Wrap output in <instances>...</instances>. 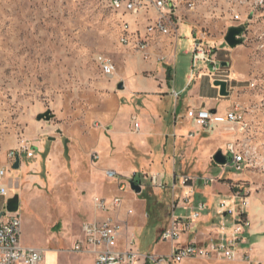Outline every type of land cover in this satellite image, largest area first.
Segmentation results:
<instances>
[{
	"label": "rangeland",
	"instance_id": "obj_1",
	"mask_svg": "<svg viewBox=\"0 0 264 264\" xmlns=\"http://www.w3.org/2000/svg\"><path fill=\"white\" fill-rule=\"evenodd\" d=\"M184 1L174 0L178 17L205 32L216 56L228 63L220 74L230 93L219 100L218 111L229 106L226 100L239 105L243 128L222 123L196 134L192 121L188 131H179L177 121L183 117L175 115L187 111L170 98L167 114L157 105L156 98L163 95L159 90L130 86L127 66L142 55L121 44L119 36L122 19L133 28L134 16L126 14L119 20L102 0H0V161L6 150L22 141L35 148L34 156H22L19 170L11 172L19 197L25 194L18 207L22 228L36 234L46 225V233L58 223L52 229L60 232L62 222L72 217L75 225L68 223L69 235L62 240L69 247L80 224L99 215L92 198L118 194L123 205L110 215L121 224L127 222L122 234L135 235L140 254H167L171 244L159 239L160 220L184 211L170 206L171 188H156L149 176L163 174L169 182L172 173L177 181L180 176L217 177L222 172L228 178L222 181L237 196V206L241 195L249 197L248 243L243 248L254 246L258 250L254 258L264 264V0H195L191 10ZM235 14L239 19L233 18ZM230 26H243L242 42L233 48L223 38ZM190 45L185 35L178 36L172 63L178 64L177 75L173 67L171 80L177 91L190 71L196 73L206 64L191 66L192 55L185 53ZM101 55L114 64L112 76L101 71L97 63ZM120 81L122 89L117 88ZM46 110L53 116L37 120V114ZM134 117L141 121L140 131L132 128ZM144 119L165 126L159 142L158 123L146 141L138 142L144 139ZM228 143L246 160L240 171L231 163L221 166L212 160V154L225 152ZM156 151L163 156L155 158ZM105 169L123 176L135 174L134 181L140 179L144 188L139 193L129 186L119 191ZM127 209L133 213L126 215ZM62 250L67 258L76 254ZM138 264H144L142 259ZM175 264L246 263L212 255Z\"/></svg>",
	"mask_w": 264,
	"mask_h": 264
},
{
	"label": "built area",
	"instance_id": "obj_2",
	"mask_svg": "<svg viewBox=\"0 0 264 264\" xmlns=\"http://www.w3.org/2000/svg\"><path fill=\"white\" fill-rule=\"evenodd\" d=\"M114 13L122 19V16L130 14L134 16V22H137L138 16L146 17L147 24L144 32L133 29L130 21L123 20V25L132 30L133 45H126V37H122L119 42L128 46L134 51L148 56L146 52L149 46L150 27L160 26L161 35H174L178 37L176 20L177 6L174 0H102ZM185 3V1H184ZM195 5L187 6L189 10ZM121 12V15L119 14ZM154 14V18L149 16ZM234 19H239V15H234ZM192 66L199 61H210L211 47L208 45V39L205 32L201 29L193 28L192 38ZM163 59V58H161ZM97 63L101 71L106 76H112L115 72V66L111 60H105L97 57ZM222 67L214 63L206 75L215 79H224L221 77ZM173 96L178 97V92L173 91ZM187 118L193 121L195 126L207 129L216 124L235 123L243 128L242 113L239 105L235 104L223 113L210 109H189L186 112ZM134 130H139L140 123L136 117L132 120ZM192 136V133H189ZM34 147L24 141L18 146L9 148L5 151L3 160L0 161V196L7 199L14 194V188L8 187V172L13 171V164L18 156L30 158L34 156ZM226 155H231V163L235 170L240 171L245 165L246 160L233 143H228L225 147ZM228 157V156H227ZM93 159H97L96 153L92 154ZM105 175L109 179H115L119 191H124L127 186L130 187V181H134L135 174L132 176H123L114 169H105ZM212 183L216 180L214 177L203 176H180L177 181L170 184L172 191L179 187V194H175L173 208L176 204L189 211L186 215H171L169 226L161 230L159 239L170 242V251L167 254H140L133 233L125 236L123 244V229L125 224H121L116 218L110 215V212L119 210L123 204V198L115 195L111 198L103 196H94L92 198L93 208L99 213L97 218L84 221L80 225L78 237L71 247L70 251L77 253H88L93 256L94 264H138L142 259L146 264H175L191 257L223 256L230 260L239 259L246 264H263L253 256L251 248L246 249L243 246L247 243L245 232L249 226L247 208L249 197L247 194L241 195L239 205H236V197L230 201L220 200L216 205V213L220 216L216 229L205 242H187L180 243L178 239L185 230H189L191 225L198 221L202 211L206 209V203L199 201L193 204L194 182ZM135 182V181H134ZM150 182L153 186L162 188L164 182L160 174H151ZM136 183V182H135ZM132 213L131 209L127 210ZM229 218V219H228ZM21 219L18 211L4 212L0 217V264H40L43 259L42 250L33 246H24L20 242Z\"/></svg>",
	"mask_w": 264,
	"mask_h": 264
},
{
	"label": "crops",
	"instance_id": "obj_3",
	"mask_svg": "<svg viewBox=\"0 0 264 264\" xmlns=\"http://www.w3.org/2000/svg\"><path fill=\"white\" fill-rule=\"evenodd\" d=\"M151 18H154L153 12L149 14ZM146 17L144 16H138L137 22H134L133 29L139 30L140 33L144 32V27L147 24V21L145 20ZM176 20V26H177V34L178 36L183 34L185 37H187L190 40V50H185V53H191L192 49V38H193V27L192 25L186 20L182 19L181 17L179 18L178 15L175 18ZM178 41V37L174 35H161L159 33H155L152 36L149 37V46L146 49V52L150 55V57H146V59L143 57H135L133 59L132 64H128L127 66V79L130 84V86L134 89H157L159 90L163 95L162 97H157V105L159 108L165 109L168 114V105L170 102V98L176 102L177 106L181 107L182 110H185V112L189 109H199V108H204V109H210V110H216L218 111V102L219 100H223L222 96L218 94V87L213 85V80L209 78L206 73L210 71L214 63L219 64L220 61H222L219 57L216 56L217 52H214L211 60L210 61H199V62H205L206 64H203L201 68L198 69L196 73L193 71H190L189 75L187 76L186 83H184L179 91H177L174 88V85L171 84L172 80V69L176 70V75H177V68L178 64H172L176 62V52H175V47ZM214 49L213 46H211V51ZM163 58V59H161ZM198 63V62H197ZM195 64L194 66H197L198 64ZM209 65V66H208ZM192 66V64H191ZM192 66V67H194ZM168 74H169V79H168ZM176 82V81H175ZM124 85V84H123ZM124 88V87H123ZM173 91L178 92V97L175 98L172 94ZM168 101H164V100ZM229 103V106L226 108L231 107V104L228 100H226ZM155 110V107H154ZM224 110V111H226ZM223 111V112H224ZM222 112V113H223ZM159 118V115H157ZM175 117L181 118L179 121H177V130H186L188 131V127L190 126L189 124L192 122L189 118H187L186 113L183 115V113H176ZM138 120V119H137ZM140 123V128L137 131H140L142 124L141 121ZM153 123V124H152ZM160 125V129L157 132L158 138L156 142H159L160 135L165 128L164 125L161 124V122L157 121ZM156 123L152 120L151 122L147 121L144 119V125H145V133H143V138L139 140L138 142L142 143L146 141L145 137L150 135V130L153 129V126L156 125ZM192 125V124H191ZM133 128V126H132ZM212 128V127H211ZM209 129V128H208ZM208 129H201L196 126V134H200L201 130L207 131ZM199 130V131H198ZM136 131V130H135ZM199 132V133H198ZM192 133V132H191ZM149 137V136H148ZM190 138L194 139V133H192V136H189ZM190 143H193L192 140H190ZM163 155L160 152L156 151L155 158L159 159ZM3 160V158H2ZM20 167H21V161H20ZM19 167V168H20ZM13 170V171H18ZM8 172L9 177H11V172ZM222 173V172H221ZM219 173V175L216 178V180L212 183H200L198 180L194 182V197H193V204L196 202L202 201L206 203V209L202 211L200 218L198 221L194 222L189 230H185L184 232L181 233L184 234V237L178 239L180 243H187V242H198V243H203L206 241V239L213 234V232L216 229L217 222L220 219V216L216 213V205L220 200H232L236 196L231 192L230 186L227 182L222 181L223 177L222 174ZM221 174V175H220ZM171 179L168 182L167 180L164 179L163 174H161L162 180L164 182V186L169 187L170 184L173 181H176L175 175L172 173L170 174ZM203 177H213L211 175H202ZM150 179V176H149ZM228 179V178H226ZM150 181V180H149ZM141 185V190L144 188L142 183H139ZM152 184V183H151ZM158 189H161L159 187H156ZM16 190H14L15 193ZM17 192V191H16ZM141 192V191H140ZM180 189L179 187L176 188L175 191H170L168 190V196L170 198V206L171 203L173 205L174 200H171V195L179 194ZM19 193V192H18ZM20 195V193H19ZM23 196L19 197V204H20V198L22 199L23 197V203L25 200L24 197V191L21 194ZM115 195L118 194H113L110 197L111 198ZM106 198V197H105ZM236 199V198H235ZM5 201L6 199L0 196V212H2L5 209ZM123 205V204H122ZM176 206H179V208H182L184 213H180L179 215H186L189 211L188 208H184L179 204H176ZM128 210V209H127ZM127 210L125 211L126 215H130L127 213ZM133 213V212H132ZM131 213V214H132ZM169 214V213H168ZM120 215V214H119ZM21 219V218H20ZM165 221L162 219L160 220V227L161 230L169 226L171 222V217H166L164 218ZM73 223V219L67 218L65 221L62 222V231L56 232L52 228L53 227H59V224L56 223L53 225L52 228L49 229L48 232L45 233L44 227H39L38 232L36 234L34 232L30 233L27 231L26 227L22 228V221H21V236H20V242L24 246H33L36 247L43 252V259L40 262V264H63L62 262H67L66 264H94V259L91 254L88 253H77L70 256L69 258L66 257L64 251L62 250L63 248H69L73 246L75 243L78 234L80 232V226L78 228V234L73 237V242L71 246H64L62 244V240H64L69 234L67 233V226L69 222ZM167 221V222H166ZM166 222V224H165ZM125 224L124 229H127V222H123ZM73 225H75L73 223ZM81 225V224H80ZM158 228V229H159ZM35 229V228H34ZM33 229V230H34ZM123 229V231H124ZM161 230L159 232H161ZM126 232V231H125ZM160 234V233H159ZM128 234L123 235V240H121V243L123 244L125 236ZM36 238V242L33 240ZM247 240V239H246ZM248 243V240H247ZM137 246V245H136ZM251 248V251L253 253V256L258 253V250L254 246H249ZM72 252V251H71ZM146 264V263H144Z\"/></svg>",
	"mask_w": 264,
	"mask_h": 264
},
{
	"label": "water",
	"instance_id": "obj_4",
	"mask_svg": "<svg viewBox=\"0 0 264 264\" xmlns=\"http://www.w3.org/2000/svg\"><path fill=\"white\" fill-rule=\"evenodd\" d=\"M243 31V26H230L227 29V32L224 35V41L225 43L230 47L233 48L240 44L242 42V37L239 36L241 32ZM215 50L213 49L210 53V58L212 57ZM219 65L221 67L227 66L228 63L225 61H220ZM213 85L218 87V94L220 96H228L229 90H228V84L227 81L224 79H215L213 80ZM124 87L123 82L120 81L117 83V88L122 89ZM53 114L50 112V110H46L44 112H40L37 114L36 118L37 120L44 119L49 120ZM212 160L218 165L224 166L228 164L229 159L227 155L222 150H217L212 154ZM13 169L17 170L20 167V158L17 156L15 159V162L13 164ZM8 187L17 189L18 183L16 178L9 177L8 178ZM130 188L134 190L136 193H139L141 191V185L138 183H135L134 181H130ZM19 207V194L15 192L12 196L6 199L5 202V211L6 212H16L18 211ZM4 213V211L0 212V217Z\"/></svg>",
	"mask_w": 264,
	"mask_h": 264
},
{
	"label": "bare ground",
	"instance_id": "obj_5",
	"mask_svg": "<svg viewBox=\"0 0 264 264\" xmlns=\"http://www.w3.org/2000/svg\"><path fill=\"white\" fill-rule=\"evenodd\" d=\"M185 4L187 6H192V5L195 4V0H186ZM155 33H159L160 34V26H152V27H150V35H153ZM122 37H126V45H133L132 30H129V28L125 27V25H123V21H122V24H121V31H120L119 40H121ZM99 57H102L105 60H110L109 58L104 57L102 55L99 56ZM50 156H51L50 158H53L54 153H52Z\"/></svg>",
	"mask_w": 264,
	"mask_h": 264
},
{
	"label": "trees",
	"instance_id": "obj_6",
	"mask_svg": "<svg viewBox=\"0 0 264 264\" xmlns=\"http://www.w3.org/2000/svg\"><path fill=\"white\" fill-rule=\"evenodd\" d=\"M118 19L120 20L119 16H118ZM167 77H168V79H169V74H168V76H167Z\"/></svg>",
	"mask_w": 264,
	"mask_h": 264
}]
</instances>
